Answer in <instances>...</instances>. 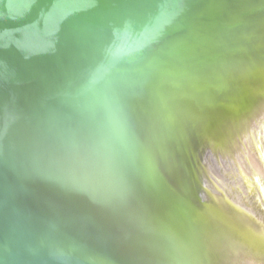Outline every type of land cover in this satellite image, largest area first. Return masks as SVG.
<instances>
[{
  "label": "water",
  "instance_id": "obj_1",
  "mask_svg": "<svg viewBox=\"0 0 264 264\" xmlns=\"http://www.w3.org/2000/svg\"><path fill=\"white\" fill-rule=\"evenodd\" d=\"M262 99L264 0H0V264L264 263L214 164Z\"/></svg>",
  "mask_w": 264,
  "mask_h": 264
},
{
  "label": "bare ground",
  "instance_id": "obj_2",
  "mask_svg": "<svg viewBox=\"0 0 264 264\" xmlns=\"http://www.w3.org/2000/svg\"><path fill=\"white\" fill-rule=\"evenodd\" d=\"M254 93H256V97H260L258 88H254ZM257 107L251 114L239 118L236 115L231 123L230 132L223 130V135L227 138V143H225L227 146L224 144L226 148L219 149L214 164L225 166V170L230 169L234 176L230 182L218 178L219 189L229 194L237 203L240 202L242 208L257 216L260 221L263 218L262 221L264 222V202H260L264 201V183L253 180L250 175L251 172H254L264 176V168L262 167L264 165V127L260 135L257 132L258 128L263 125L261 122L264 119V99ZM210 167L214 173L213 167ZM232 219L245 228L246 226L253 228L240 214L234 215ZM260 221L258 222L260 223ZM260 225H264V223L261 222ZM229 234L222 233L221 237L231 239L233 236ZM234 244L233 246L236 245ZM225 248L232 251L228 243H225ZM234 250L235 252L230 253L231 256L227 253L223 259L232 262L237 261L238 264H255L247 259L243 262L240 260L241 258L237 253L243 254L244 249L236 248Z\"/></svg>",
  "mask_w": 264,
  "mask_h": 264
}]
</instances>
